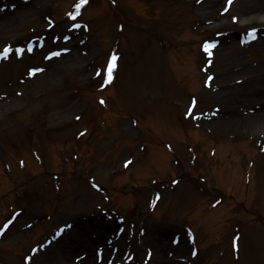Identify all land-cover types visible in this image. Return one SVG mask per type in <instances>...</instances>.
Returning <instances> with one entry per match:
<instances>
[{
    "label": "rangeland",
    "instance_id": "obj_1",
    "mask_svg": "<svg viewBox=\"0 0 264 264\" xmlns=\"http://www.w3.org/2000/svg\"><path fill=\"white\" fill-rule=\"evenodd\" d=\"M226 3L0 0V264H264V0Z\"/></svg>",
    "mask_w": 264,
    "mask_h": 264
},
{
    "label": "snow or ice",
    "instance_id": "obj_2",
    "mask_svg": "<svg viewBox=\"0 0 264 264\" xmlns=\"http://www.w3.org/2000/svg\"><path fill=\"white\" fill-rule=\"evenodd\" d=\"M113 2H115V0H113ZM87 3H88V0H80V4L77 5V8L82 7L83 5H85ZM232 3H233V0H227L228 6L225 8V11H228V8L231 7ZM72 18L75 19V17H72ZM208 47L209 46L206 45V50ZM211 47H214V45H212ZM10 52H11L10 48L5 49L4 52L2 54H0V59H6L9 56ZM20 52L23 53V49H21ZM51 55L58 56L59 53H52ZM49 58H51V57H49ZM116 59H117V57L114 55L112 58L111 67L108 70V82H111L112 71L116 67V63H115ZM38 71H43V69H33L31 74L35 75ZM101 103H105V101L101 100ZM189 115H191V112L189 113ZM9 223H11V222H9ZM6 228H7V226H5V230H6ZM0 235H3V230H0ZM28 259L31 260V257H29Z\"/></svg>",
    "mask_w": 264,
    "mask_h": 264
},
{
    "label": "bare ground",
    "instance_id": "obj_3",
    "mask_svg": "<svg viewBox=\"0 0 264 264\" xmlns=\"http://www.w3.org/2000/svg\"><path fill=\"white\" fill-rule=\"evenodd\" d=\"M262 23H264V22H260V24H262ZM263 119V118H262ZM258 128H252V130L251 131H254V130H257ZM261 133H259V134H257V135H260ZM84 263L85 264H91V263H93L92 262V260H90L89 258H84Z\"/></svg>",
    "mask_w": 264,
    "mask_h": 264
}]
</instances>
